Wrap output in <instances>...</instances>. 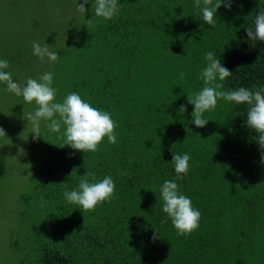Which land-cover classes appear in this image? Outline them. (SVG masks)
I'll list each match as a JSON object with an SVG mask.
<instances>
[{"label": "trees", "instance_id": "16d2710c", "mask_svg": "<svg viewBox=\"0 0 264 264\" xmlns=\"http://www.w3.org/2000/svg\"><path fill=\"white\" fill-rule=\"evenodd\" d=\"M118 2L113 19L91 26L88 5L74 28L78 44L64 51L53 79L58 102L76 92L110 112L117 142L105 137L99 151L84 153L64 146L63 127L46 138L31 189L48 207L19 239L30 247L23 264H264V163L258 134L246 124L248 106L218 100L198 128L188 102L204 86L199 77L209 51L233 73L223 90L264 86V42L246 35L264 0L222 4L214 27L194 0ZM13 54L17 63L20 53ZM181 105L187 111L179 114ZM173 153L191 157L176 182L201 213L186 236L162 211L160 187L176 177ZM86 173L90 182L111 175L116 188L110 201L85 212L63 192L77 189Z\"/></svg>", "mask_w": 264, "mask_h": 264}, {"label": "clouds", "instance_id": "9594fccd", "mask_svg": "<svg viewBox=\"0 0 264 264\" xmlns=\"http://www.w3.org/2000/svg\"><path fill=\"white\" fill-rule=\"evenodd\" d=\"M89 0H83L77 5V11L86 12ZM231 8L232 0H194V7L200 9L202 20L211 26L216 24L217 10L222 6ZM94 15L87 20L89 26L93 25L97 18L105 20L113 19L119 12L118 0H95L92 6ZM246 35L251 41L264 42V9L256 13L254 28L247 27ZM33 55L41 61L58 62L59 55L51 51L45 44L41 46L38 42L32 43ZM203 59L207 66L201 71L199 79L203 81V87L194 94H188V102L194 105L192 112V123L198 128H203L209 122L204 118V113L214 110L218 100L235 102L237 105L248 106L246 124L258 134V143L261 148V162L264 163V86L253 89L240 87L235 90H223V81L232 76V72L216 58L212 51L204 53ZM9 62L0 59V83L6 85L8 92L23 97L26 104L35 103L34 112L27 116L32 126L34 139L41 137V122L45 121L46 128L50 132L60 133L63 127L64 146H70L74 150L84 153H95L99 151V145L107 138L108 143L115 144L117 137L115 129L117 122L112 114L93 107L86 102L78 93H68L62 102L56 100L58 89L53 87L54 73L44 72L39 79L28 78L26 83L14 81L12 74L5 71ZM184 73L180 74V79ZM220 81V82H217ZM179 114L185 113L187 108L181 105L177 110ZM0 136H6V131L0 127ZM191 157L189 154L173 153L172 164L175 169V180H165L160 187V198L162 200V211L167 214L179 236L190 235L199 227L201 213L196 209L191 199L182 194L176 181L183 179L188 174ZM74 172V171H73ZM73 174V173H72ZM71 174V175H72ZM123 175V173H121ZM70 175V176H71ZM86 173L81 176L78 188L72 191L65 190L63 196L68 203L76 204L83 211H94L98 204L110 201L115 194L116 185L111 175L104 177L99 182H90ZM92 180L95 181L94 175ZM167 223V220L162 221ZM85 224V222H84ZM160 234L156 231L153 240Z\"/></svg>", "mask_w": 264, "mask_h": 264}, {"label": "rangeland", "instance_id": "374dc122", "mask_svg": "<svg viewBox=\"0 0 264 264\" xmlns=\"http://www.w3.org/2000/svg\"><path fill=\"white\" fill-rule=\"evenodd\" d=\"M79 2L83 0H0V59L9 62L15 50L20 53L18 62L10 61L5 69L14 81L26 83L28 78L39 79L44 72L54 73L58 69L64 51L78 44L74 28L85 15L77 11ZM94 2L89 0L85 7ZM33 42L47 44L58 53V62L47 58L41 61L33 55ZM53 87L58 89L56 98L60 100L61 90ZM35 107L34 102L26 104L22 96L8 92L6 85L0 83V127L6 131V136H0V264L28 262L30 247L19 239L38 223L48 207L31 189L40 158L48 150L46 138L51 135L45 126L47 122L42 121V135L34 139L27 116ZM50 140H54L56 151L62 150L58 141ZM26 191L28 201L22 198ZM29 243L34 245L31 240Z\"/></svg>", "mask_w": 264, "mask_h": 264}]
</instances>
